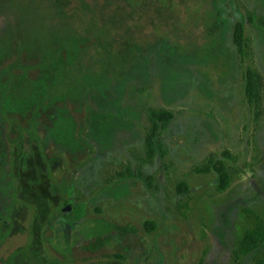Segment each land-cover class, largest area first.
Returning <instances> with one entry per match:
<instances>
[{"label": "rangeland", "instance_id": "1", "mask_svg": "<svg viewBox=\"0 0 264 264\" xmlns=\"http://www.w3.org/2000/svg\"><path fill=\"white\" fill-rule=\"evenodd\" d=\"M263 21L264 0H0V264H229L264 222ZM148 109L173 117L151 153Z\"/></svg>", "mask_w": 264, "mask_h": 264}, {"label": "trees", "instance_id": "2", "mask_svg": "<svg viewBox=\"0 0 264 264\" xmlns=\"http://www.w3.org/2000/svg\"><path fill=\"white\" fill-rule=\"evenodd\" d=\"M248 20L251 24L254 23L253 16H248ZM264 24V21H263ZM254 25V24H253ZM245 25L244 21H239L235 24L232 34L233 45L238 49V53L244 57L246 54V48H249L246 40L244 39ZM244 55V56H243ZM262 87V80L260 75L253 69L249 67L246 69L244 74V97L247 104L250 107H256L259 104V93ZM148 119L150 122L149 132L145 136V146L146 150L151 153L154 151L156 146H159L158 137L160 136L161 131H164L166 126L173 119L170 113H167L164 110L153 111L152 109L147 110ZM150 155V154H148ZM210 171H213L218 180L217 192L223 193L229 186L230 177L224 166L223 161L221 160H209L204 169L202 170L203 174H206ZM7 180H5L6 182ZM2 182L0 175V183ZM11 180L6 184L5 190H7L4 196L11 198L10 186ZM0 184V189H1ZM186 191V186L184 184L179 185L178 189ZM70 201L67 199L66 205H69ZM79 218L76 211L62 215L58 223H63L66 227H71L75 225V221ZM146 230L149 231V228H153V223H146ZM263 250L261 259L257 260L254 264H264V222L256 220L255 227L253 230L248 231L244 234L243 239L239 245L238 250L230 256L229 264H241V260L246 258L248 255L255 252Z\"/></svg>", "mask_w": 264, "mask_h": 264}, {"label": "flooded vegetation", "instance_id": "3", "mask_svg": "<svg viewBox=\"0 0 264 264\" xmlns=\"http://www.w3.org/2000/svg\"><path fill=\"white\" fill-rule=\"evenodd\" d=\"M71 204L67 205V208L70 206Z\"/></svg>", "mask_w": 264, "mask_h": 264}]
</instances>
